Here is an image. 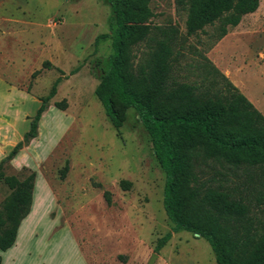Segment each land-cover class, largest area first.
Listing matches in <instances>:
<instances>
[{
    "label": "rangeland",
    "instance_id": "374dc122",
    "mask_svg": "<svg viewBox=\"0 0 264 264\" xmlns=\"http://www.w3.org/2000/svg\"><path fill=\"white\" fill-rule=\"evenodd\" d=\"M149 6L153 25L178 31V80L199 83L214 66L264 114V0L219 40L215 26L187 35L176 0ZM112 23L107 0H0V159L60 79L36 137L0 170V203L10 192L4 176L35 174L31 213L0 252L1 264H146L152 252L153 264H216L205 238L172 232L162 205L165 174L135 110L116 129L94 92L112 52ZM62 100L64 107L56 104Z\"/></svg>",
    "mask_w": 264,
    "mask_h": 264
},
{
    "label": "trees",
    "instance_id": "16d2710c",
    "mask_svg": "<svg viewBox=\"0 0 264 264\" xmlns=\"http://www.w3.org/2000/svg\"><path fill=\"white\" fill-rule=\"evenodd\" d=\"M107 2L113 15L112 52L94 92L116 129L125 123L128 109L135 110L165 174L162 205L172 232L187 230L205 238L216 264H264V115L214 66L199 83L176 78L178 31L151 23L150 0ZM176 3L186 12L187 35L215 26L219 40L254 12L259 0ZM107 36L100 34L96 43ZM142 43L146 49L137 56L134 49ZM59 80L41 98L22 138L0 159V170L36 137ZM67 170L66 163L62 178ZM3 179L10 192L0 203V252L14 245L30 213L35 174ZM103 196L110 203L109 191ZM171 233L158 240L157 248Z\"/></svg>",
    "mask_w": 264,
    "mask_h": 264
},
{
    "label": "water",
    "instance_id": "95a60500",
    "mask_svg": "<svg viewBox=\"0 0 264 264\" xmlns=\"http://www.w3.org/2000/svg\"><path fill=\"white\" fill-rule=\"evenodd\" d=\"M195 235L198 236V233H195ZM156 256H157V253L152 252L146 264H153Z\"/></svg>",
    "mask_w": 264,
    "mask_h": 264
},
{
    "label": "crops",
    "instance_id": "0c3cea01",
    "mask_svg": "<svg viewBox=\"0 0 264 264\" xmlns=\"http://www.w3.org/2000/svg\"><path fill=\"white\" fill-rule=\"evenodd\" d=\"M243 94H244V93H243ZM244 95H245V94H244ZM245 96H246V95H245ZM246 97H247V96H246ZM248 99H249V98H248ZM250 101H251V100H250ZM253 105H254V104H253ZM258 110H259V109H258ZM259 111H260V110H259ZM261 113H262V112H261ZM262 114H263V113H262ZM263 115H264V114H263ZM30 213H31V211H30ZM27 216H29V214H28ZM27 216H26V217H27ZM26 217H25V218H26ZM25 218H24V219H25Z\"/></svg>",
    "mask_w": 264,
    "mask_h": 264
}]
</instances>
